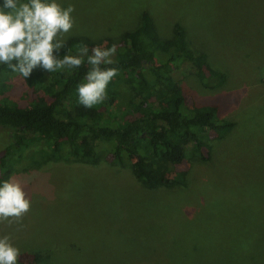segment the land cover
Returning <instances> with one entry per match:
<instances>
[{
    "label": "rangeland",
    "instance_id": "rangeland-1",
    "mask_svg": "<svg viewBox=\"0 0 264 264\" xmlns=\"http://www.w3.org/2000/svg\"><path fill=\"white\" fill-rule=\"evenodd\" d=\"M57 2L75 6L65 38L118 40L142 11L161 37L182 26L188 46L224 81L209 88L207 79L186 75L179 83L196 103L217 104L234 125L207 141V160L174 169L187 173L185 184L172 188H143L128 166L110 163L105 142L94 164L51 160L44 142L13 156L8 179L23 185L31 209L19 223H0V235L19 247V264L30 251L40 252L39 264H264V0ZM33 72L49 79L42 69ZM8 78L6 94L21 98L25 80L14 72ZM116 89L122 108L127 92ZM6 142L0 126V148Z\"/></svg>",
    "mask_w": 264,
    "mask_h": 264
},
{
    "label": "trees",
    "instance_id": "trees-1",
    "mask_svg": "<svg viewBox=\"0 0 264 264\" xmlns=\"http://www.w3.org/2000/svg\"><path fill=\"white\" fill-rule=\"evenodd\" d=\"M185 34L175 23L170 35L161 37L142 11L136 25L118 33V40L65 38L61 59L76 55L81 46H87L88 55L96 46H117L114 63L102 67H115L119 74L109 83L106 100L90 109L78 103L77 94L90 69L86 56L79 68L48 73L47 82L41 72H32L24 79L25 92L14 99L6 94L12 71L0 65V126L7 129V142L0 148V183L8 180L9 159L32 144L44 142L51 160L94 164L97 144L105 142L110 163L128 166L143 188L184 185L187 172L174 169L188 159L207 160V141L221 139L234 125L219 114L217 104L196 103L179 83L186 75L207 79L202 84L209 88L224 81L202 51L188 46ZM121 85L127 92L122 108L116 106ZM23 258V264H39L41 255L30 251Z\"/></svg>",
    "mask_w": 264,
    "mask_h": 264
},
{
    "label": "clouds",
    "instance_id": "clouds-1",
    "mask_svg": "<svg viewBox=\"0 0 264 264\" xmlns=\"http://www.w3.org/2000/svg\"><path fill=\"white\" fill-rule=\"evenodd\" d=\"M75 6L64 8L57 0H4L0 5V65L23 79L39 68L45 73L79 68L84 57L90 66L85 81L77 86L78 103L92 108L107 98L109 83L119 74L112 65L117 46H81L76 55L59 58L65 36L75 24ZM31 209V200L15 178L0 183V223H19ZM21 251L10 235H0V264H19Z\"/></svg>",
    "mask_w": 264,
    "mask_h": 264
}]
</instances>
